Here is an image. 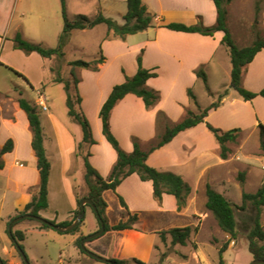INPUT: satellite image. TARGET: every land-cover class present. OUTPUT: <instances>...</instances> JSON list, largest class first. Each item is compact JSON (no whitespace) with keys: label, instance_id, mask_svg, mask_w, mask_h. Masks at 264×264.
Masks as SVG:
<instances>
[{"label":"crops","instance_id":"1","mask_svg":"<svg viewBox=\"0 0 264 264\" xmlns=\"http://www.w3.org/2000/svg\"><path fill=\"white\" fill-rule=\"evenodd\" d=\"M46 1H53L54 8L49 12H53L56 21L61 12V0ZM57 1H60L59 10L56 6ZM258 1L264 3V0ZM98 2L99 8L118 12L122 18L127 12V0H98ZM233 2L234 0L229 5L230 29L237 44L246 46L240 44L242 40H245L244 36L238 32L235 33L234 30H240L243 35L251 32V26H249L251 19H257L258 13L262 14L264 19V8L256 3V12L248 18V21H245L239 14L231 15L230 7ZM143 3L150 12L156 15L155 25L139 32L145 33V36L133 42L129 41L132 35L126 39H121L109 30L101 35L100 49L103 50L106 59L99 65V70L102 72L99 74L100 76L98 75V80H100L97 87L100 91L99 96L93 104V109L90 105H83L82 100L80 103V108L92 122L93 136L97 140V143L87 145L84 153L90 152L88 156L90 163L105 178L110 175L118 156L103 133L100 110L114 85L124 82L126 75L133 76L136 74L138 70L137 56L142 49H144L143 65L158 74L156 77H151L147 84L149 87L158 90L161 98L155 107L147 108L142 98L135 94H128L113 109L111 115L112 131L121 146L128 152L134 149L133 136H137L142 146L148 148V144L164 131L167 123L172 125L180 121L188 110L198 112L197 105L188 94L189 88H192L196 94L193 86L202 81V78L196 74L198 69L203 68L206 71L208 81H210L211 72H219L223 69L230 70V68L232 70L229 50L222 43L223 31H217L214 35H205L199 32L173 30L163 26L170 22L195 25L198 23L199 17L202 18L206 26L214 25L217 21V8L213 0H143ZM35 5L33 0H0V105L2 108L0 114V147L5 145L9 139H12L14 144L12 151L0 156V160L4 162V166L0 169V246L6 254L13 253V264L24 263L21 257L16 254L15 250L17 251V249L13 246L12 240L10 242L11 248L5 242L4 233H7L8 221L24 210L27 204L32 201L34 194L38 192L40 174L37 167V157L32 147L33 132L29 119L27 113L18 104V98L19 96L22 97L23 94V92H19V88L24 90V87L14 83L2 69L13 71L10 69L13 68L28 79L25 80L38 95V99L33 102V99L24 98L36 106L42 94L41 89L44 91L46 88L45 81L54 82L52 63L57 57L44 58L38 52L28 54L16 48L13 40L17 33H21L28 40L44 43L39 30L41 21L47 18L46 10L42 6L41 9H38ZM67 7L69 8V6ZM70 43H72V36L65 48V57L67 55L66 49ZM131 50L134 51L135 57L132 62L126 63L122 57ZM97 56L99 53L94 58L96 59ZM111 58L120 59L118 68L113 75H109L108 72L105 75L107 59ZM67 62L66 71L67 69L68 71L66 75L62 74L66 79L71 77L72 67L69 64L71 61ZM41 69L43 74V69L48 72L51 71L52 77L51 75L41 77ZM75 71L84 80V77H87L85 74L92 70L76 67ZM262 74L264 75V49L247 66L244 73L245 86L253 91L263 89L264 78L262 79ZM213 93L215 94V92ZM211 96L213 99L206 104H203L198 96L197 99L203 107H206L214 101V96ZM47 98L45 100V104L48 106L47 110L43 109L41 114L37 107L44 127L47 155L51 160L49 208L42 211L41 215L44 218L61 222L73 218L74 211L78 206V196H85L88 193L85 180V161L78 149L84 135L81 125L69 113L68 118L62 116ZM227 98L228 96L224 98L217 109L209 111L206 118L208 122L224 130L240 128L241 131L248 130L247 126H258L259 121L264 123L263 96H257L251 101L233 98L229 104L230 109L227 108ZM235 103L241 104V111L232 109ZM159 111H164L167 114V120L158 122ZM220 111L228 114L225 118L218 120L214 117V113H220ZM220 152L218 141L207 124L203 122L180 132L172 141L152 152L149 155L148 163L159 170L172 171L182 175L191 185L193 191L187 206L183 208L188 210L198 192L205 190L207 184L216 186V189L220 187V192L230 198L232 188L227 177L229 169L227 165L232 161V157H230L232 152L228 159H223ZM233 173L236 178L238 170L236 169ZM263 182L264 179L262 184ZM143 190L146 191L145 194H143ZM111 191L113 190L104 192L107 202H109L108 195ZM117 193L124 197L129 210L140 216L139 221L141 218L144 220L145 216H150L147 219L152 220V226L157 233L174 228L176 224L174 213L183 212L179 210L174 195L164 194L162 201H158L154 197L152 181H143L136 173L123 180L117 188ZM242 195L243 193H241ZM125 212L127 217L124 216L122 220H127L129 217L126 209ZM107 215L110 222L115 224L110 215L109 205ZM210 215H214L210 210L200 214L193 212L196 221L189 223L188 226H199V233L207 224ZM16 225L14 229L26 232L23 244L27 242L28 234L41 236V233L47 234V231L50 230L41 229L37 224L19 228H16ZM137 229L136 226L135 229L114 232L128 233ZM135 235L137 236V233ZM76 239L70 243L74 252L68 254L67 257L75 253L77 249ZM236 244V240H233L230 246ZM24 246L27 250L26 245ZM111 258L122 259L116 255ZM6 259H8V254ZM251 260H254L253 256ZM61 262L63 263L62 260Z\"/></svg>","mask_w":264,"mask_h":264},{"label":"trees","instance_id":"2","mask_svg":"<svg viewBox=\"0 0 264 264\" xmlns=\"http://www.w3.org/2000/svg\"><path fill=\"white\" fill-rule=\"evenodd\" d=\"M217 8V21L212 26H206L201 17L195 25H187L183 23L170 22L163 26L179 31L185 32H199L205 35H214L217 31H223L224 36L222 39L223 45L227 47L230 53L232 70V86L238 94L246 101H251L257 96L264 97V88L260 91H253L247 88L244 84V73L247 66L255 59L256 55L264 49V37L258 36L251 44L246 46H239L233 37L229 25V5L232 0H213ZM128 10L123 16L124 23H119L112 17L106 16L102 11H99L95 16L87 14H78L72 19L68 14L67 0H61V12L63 17V30L59 36V42L56 47H50L44 43H37L30 41L23 37L21 33H17L13 40L15 47L23 50L26 53L38 52L44 58H52L54 56L63 58L65 57V48L70 41L71 33L74 30L91 29L97 25L106 24L109 32H113L116 36L125 39L128 35L136 34L153 27L156 15L149 11L148 7L143 3V0H127ZM100 56L92 61L77 59L71 61V77L64 78L60 73L54 77L55 82L64 83L67 93V105L69 108V115L80 125L83 130V141L79 144V153L84 157L85 161V180L88 187V193L85 196H78L77 209L74 211L73 218L57 222L56 220H49L54 224L60 226H67L71 224L75 218L82 211L81 200L84 197L92 199L98 209V214L94 212L95 218L99 226L101 225L100 219H103L106 224V231H123L126 229H135L139 220L137 213H132L123 196L118 194L122 206L128 211L129 217L127 220H121L118 223L112 224L107 215L108 202L104 197V192L107 190L117 191L118 186L124 179L136 173L143 181L150 180L153 183L154 197L158 201H162L164 194L174 195L178 202L179 210L187 206L188 199L193 191L191 185L183 178L182 175L172 171H162L148 163L149 155L155 150L163 147L173 140V138L180 132L205 122L209 130L214 134L216 140L220 145V155L223 159H228L232 149L229 146L231 142H237L238 133L240 128L224 130L216 127L207 121L209 111L217 109L223 99L229 94L227 88L218 94V99L213 101L210 105L203 107L192 88H189L188 94L190 98L198 107V112L188 110L185 116L178 122L170 125L167 123L164 131L160 133L155 140H153L148 148H144L140 139L133 136L134 149L131 152L126 151L120 144L118 138L112 131L111 115L115 106L128 94H135L142 98L147 108L156 106L161 98L158 90L148 86L147 81L151 77H156L158 74L146 68L143 65L144 49L137 56L138 70L135 75H126L124 82L114 85L111 93L104 102L101 110L100 117L103 125V133L107 140L111 143L117 152V160L112 168L110 175L105 178L99 171L90 163L88 156L90 152L84 153L87 145L96 143L93 137L92 128L85 113L80 108L82 97L78 90L79 78L75 71L76 67H83L88 69H98L99 65L106 59L103 50H100ZM15 71L20 76L28 80L23 74ZM196 74L202 78L205 83L206 89L213 96L208 75L203 68L196 71ZM19 106L27 113L29 123L33 132L32 147L37 157V167L40 174V183L38 192L34 194L32 201L27 204L24 210L20 211L8 221V233L13 242V246L17 249L22 261V254L17 246L25 252L23 241L26 238V232L20 229L9 231L11 221L20 215L30 213L36 216H42L41 212L49 208V178L51 172V160L49 159L45 147V132L42 124L40 114L38 113L37 106L30 103L24 97L18 98ZM158 122L167 120V114L164 111L158 112ZM260 134V147L264 155V123L259 121L258 124ZM13 140L9 139L5 145L0 147V156L13 150ZM4 166L3 160H0V169ZM245 173L241 172L240 177L244 179ZM205 193L207 195L206 207L210 210L217 219L220 227L230 235L231 240H237L239 237V221L237 218V211L247 210L249 207L254 209L252 214V225L247 233L249 250L254 259H264V226L262 224V213L264 208V182L256 192H243V201L241 204L233 202L229 197L216 190L210 184L206 185ZM86 206H90L86 204ZM92 208V207H91ZM31 219V218H28ZM35 220V219H32ZM86 220V216L82 223L73 231L66 233L77 234ZM37 226L41 229H52L48 224L37 221ZM57 231V230H56ZM199 226H186L174 227L169 230L159 231L163 241L167 240V235L172 237V243L186 245L187 241L191 238L193 232H198ZM59 232V231H58ZM62 233V232H59ZM75 240V245L82 253L87 254L81 247V241L86 236L84 233ZM227 243L220 249V261L218 264H226L223 253L227 249ZM28 256V254H27ZM90 256V255H89ZM2 257V256H1ZM29 258V256H28ZM5 264H9L7 259L3 258ZM115 264H128L125 259L109 258ZM139 264H145L144 261L135 258ZM25 264V262L23 261ZM107 264H110L107 262Z\"/></svg>","mask_w":264,"mask_h":264},{"label":"rangeland","instance_id":"3","mask_svg":"<svg viewBox=\"0 0 264 264\" xmlns=\"http://www.w3.org/2000/svg\"><path fill=\"white\" fill-rule=\"evenodd\" d=\"M261 2L262 1L258 0H234L233 4L230 7L231 15L239 14L245 19V21H248V18L251 15L253 16L256 12V3H258L260 7L264 8V3ZM34 3L36 4L35 6L38 9H41L42 6L43 9L46 10L47 15V18L45 20H42L40 23L39 31L41 39H43L45 45L56 47L58 45L59 36L63 30L64 25L62 12H60V15L56 18L55 21L53 12H49V10L54 8L53 1L48 2L46 0H33V4ZM67 4V6H69L68 14L72 19H74L78 14H87L93 17L99 11H102L106 16L114 18L121 24L124 23L122 16L118 12H115L113 10H102L101 8H99L98 0H69V3ZM56 6L59 10L60 1L56 2ZM126 10H128V8H126ZM250 22L251 24L249 26H251V32L243 35L240 30H234L235 33L238 32V34L244 36L245 40H242L240 43L242 45L251 44L258 36L264 37L263 15L258 13L257 19H251ZM107 30V25L101 24L100 26H96L93 30H76L74 34L71 33L72 43H70L68 49H66V57H57L52 63L54 77L57 73L66 75V72L68 71V69L66 71V66L68 64L67 61H73L77 59L92 61V59L94 60V57H96L98 53L100 56V37L101 35L105 34ZM113 35L115 34L113 33ZM131 35L132 36L130 37L129 41L133 42L144 37L145 33L138 32ZM134 57V51L131 50L124 54L122 60L126 63H129L132 62ZM119 61L120 59H107V65L104 71L105 75L107 72L109 75H113L118 68ZM61 68L62 70H60ZM2 70L14 83L20 84L22 87H24V90L19 88V92H23V94L21 95L22 97L33 99V102L38 99V95L35 93V91L32 90L25 78L17 74L15 71H6L5 69ZM91 70L92 71H89L87 74H85V76L87 77H84V80L81 76H77L79 78L78 90L82 97V104L90 105L91 109H93V104L97 100L100 92L97 87L100 83V80H98L100 76L99 74H102V72L101 70H99V68H91ZM43 71L44 74L41 69V77H48L50 75L52 77L53 74L51 71L48 72L44 69ZM263 78L264 75L262 76V79ZM45 83L46 88L44 91L43 89H41V93L49 98L50 104H52L62 116L64 115L68 118L69 108L67 105V93L64 87V83L55 81L53 82L50 80L45 81ZM209 85L213 92H215L214 101L218 99V93L227 88L229 92V94L227 95L228 109L231 108L229 104L233 98H238L239 100L242 98L232 86L231 68L230 70L223 69L219 72H211ZM193 89L195 90L199 100L203 104L210 103V101L213 99L209 91L206 89L203 80L194 85ZM37 107L42 114L43 108L41 106L40 100L37 104ZM232 109H235L239 112L241 111L242 106L241 104L235 103ZM218 112L214 113V117L218 120L225 118L226 114H228L223 111H220V113ZM86 117L89 120L90 125L92 126L91 120L88 116ZM247 128L248 130L240 131L238 133L237 142L229 143V146L232 149V155L230 156L232 157V161L227 165V167L229 166L227 177L229 178V184L232 188V194L229 196L230 199L237 204H241L243 201V195L241 196V193H243L244 191L256 192L262 185V181L264 179V155L260 147L259 128L258 126L253 127V125L247 126ZM150 143L148 145H150ZM236 169L238 170V174L235 178L233 172ZM241 172L245 173L243 180L240 177ZM214 188L216 189V186ZM219 189L220 187H218L216 190L220 192ZM144 192L146 191L143 190V194H145ZM109 194L108 205L110 208V215L112 221L118 223L123 219L124 216L127 217V214L120 202L118 196L119 193H117V191H111ZM206 201L207 195L205 193V190H203L202 192L199 191L194 198L192 206H190L188 210L183 209L180 210L183 211L181 213H174V221L176 223L174 227H186L189 225V223L196 221L193 217V212H197L198 214L207 212L208 209L206 207ZM253 212L254 209L252 207H249L244 211H237L240 232L239 237L236 240L237 244L232 246H230V244H232L233 240H231L230 235L218 225L219 223H216L217 221H215L216 218L214 217V215L209 216L207 224L199 233H192L191 238L187 241L186 245L172 243V237L170 234L167 235V240L163 241L160 234H158L154 230L155 228L152 226V220L147 219L150 216H145L146 218H144V220L142 218L140 219V221L138 220V225H136L138 229L133 232L127 233L108 231L102 234L100 237L89 240L86 245L90 250L101 256L107 258H111L113 255L122 257V259L128 261V264H139L137 261H135V258L144 261L145 264H218L220 261V249L227 243L228 247L223 253V258L226 264H251V257L253 255L249 250L247 233L252 225ZM263 214L264 208L262 213V224L264 220ZM33 224H37V222L32 219H24L17 223L16 228ZM99 228L100 226L97 222V219L95 218L91 207L88 206L86 220L77 234L80 235L81 233H84V235H89L97 231ZM135 232L137 233V236L135 235ZM77 234L59 233L55 229L48 230L47 234L41 233V236L37 234H28L27 242L24 243V245H26L27 247L26 251L31 263L107 264L96 258H93L92 256H89L88 254L82 253L78 247L72 256L67 257L68 254L74 252V249L71 247L72 245H70V243H72L74 239H76ZM4 240L11 248V238L8 231L7 233H4ZM15 252L16 254H18V251L15 250ZM7 254L8 263L13 264V253ZM7 254L2 249V246H0V255L6 259ZM61 260L63 261V263L61 262Z\"/></svg>","mask_w":264,"mask_h":264},{"label":"water","instance_id":"4","mask_svg":"<svg viewBox=\"0 0 264 264\" xmlns=\"http://www.w3.org/2000/svg\"><path fill=\"white\" fill-rule=\"evenodd\" d=\"M86 204H89L91 205L92 209L94 210V212L96 214H98V209L96 207V205L94 204V202L92 201L91 198L89 197H84L82 200H81V206H82V211L80 212V214L75 218V220L67 225V226H60L59 224H54L52 222H50L49 220H47L46 218L42 217V216H36V215H33V214H30V213H26L24 215H20V216H17L15 217L10 225H9V231L11 232L13 230V226L15 223L21 221V220H24V219H28V218H31V219H35L37 221H40V222H43L45 224H48L50 225L51 227H53L55 230L59 231V232H62V233H66V232H71L73 230H75L81 223L82 221L84 220L85 216H86ZM100 228L95 231L94 233H91L89 235H86L82 241H81V247L82 249L90 256H92L93 258H96L102 262H109L110 264H115L114 262H112L109 258L107 257H104V256H101L97 253H95L94 251L90 250L86 243L89 241V240H92V239H95L97 237H100L102 234L105 233L106 231V224H105V221L103 219H100ZM18 250L20 251V253L22 254V258H23V261L25 262V264H32L30 259L28 258L27 254L25 252H23L19 246H17ZM0 264H5L1 255H0ZM251 264H264V259H254L252 261Z\"/></svg>","mask_w":264,"mask_h":264},{"label":"built area","instance_id":"5","mask_svg":"<svg viewBox=\"0 0 264 264\" xmlns=\"http://www.w3.org/2000/svg\"><path fill=\"white\" fill-rule=\"evenodd\" d=\"M40 100L42 101L41 102V106L43 107V109L47 110L48 106L45 104L46 97L43 94H41ZM1 112H2V108H1V105H0V114H1Z\"/></svg>","mask_w":264,"mask_h":264}]
</instances>
